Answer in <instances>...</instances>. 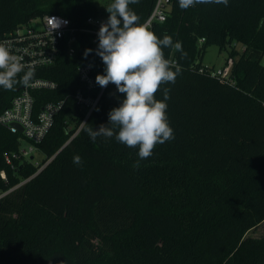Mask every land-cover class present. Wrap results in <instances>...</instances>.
Wrapping results in <instances>:
<instances>
[{"label": "trees", "instance_id": "trees-1", "mask_svg": "<svg viewBox=\"0 0 264 264\" xmlns=\"http://www.w3.org/2000/svg\"><path fill=\"white\" fill-rule=\"evenodd\" d=\"M158 1L130 7L145 24ZM163 9L166 20H154L149 29L182 42L187 53L181 58L163 49L182 67L176 82L164 86L171 89L167 115L175 138L157 145L138 169L137 148L114 138L93 143L85 128L107 125L109 111L123 99L110 83L70 140L84 118L73 98L86 91L78 67L93 64L94 78L104 69L95 54L98 40L79 31L74 57L63 51L54 65L33 74L57 83L33 92L36 111L66 99L37 145L41 164L54 157L49 164L35 176L36 155L7 165L4 156L17 151L21 134L0 125V172L7 178L0 175V195L13 189L0 198V264H264V237L248 236L264 222V0L187 10L166 0ZM51 14L78 28L89 17L109 15L96 0H0V35ZM214 45L228 53L234 84L202 64ZM86 49L93 51L85 56ZM21 85L0 88V114ZM101 89L96 83L92 95ZM156 98L163 99L162 91ZM76 155L80 166L73 164Z\"/></svg>", "mask_w": 264, "mask_h": 264}, {"label": "clouds", "instance_id": "clouds-1", "mask_svg": "<svg viewBox=\"0 0 264 264\" xmlns=\"http://www.w3.org/2000/svg\"><path fill=\"white\" fill-rule=\"evenodd\" d=\"M139 2L111 0L104 7L109 15L106 22L100 24L95 50L104 69L95 80L102 88L114 84L123 99L118 107L109 111L107 125L101 124L98 129L85 128L93 143L98 137L114 138L129 148H137L139 159L133 165L136 169L140 167V161L153 155L157 145L175 138L167 115L166 101L170 99L171 89L164 86L176 82L182 67L166 58L163 49L180 52L181 58L187 56L182 42H174L168 34L160 38L147 24L140 23V17L130 7ZM178 4L181 10H187L198 4L228 6L229 0H178ZM92 51L86 49L84 55ZM32 75L33 71L26 70L21 58L6 44L0 43V88L12 91L17 84L28 85ZM161 91L163 99H157L156 95ZM82 163L79 155L73 157V164L80 166Z\"/></svg>", "mask_w": 264, "mask_h": 264}, {"label": "built area", "instance_id": "built-area-1", "mask_svg": "<svg viewBox=\"0 0 264 264\" xmlns=\"http://www.w3.org/2000/svg\"><path fill=\"white\" fill-rule=\"evenodd\" d=\"M165 1H158L153 13L145 23L149 27H151L154 20H166L167 13L163 9ZM106 20L102 15L89 17L86 21V26L78 28L74 27L71 21L63 16L56 14L45 15L31 19L29 22L0 35V43L10 47L12 53L21 58L26 70L31 69L34 74L39 69L54 65L63 51L69 57H74L78 51L77 33L79 31L90 34L94 42H96L100 24L101 22H106ZM93 68L91 63L78 67V77L86 91L76 92L73 98L76 105L83 110L84 118L70 140L80 132L85 125L84 123L88 121L97 108L104 90L103 87L97 96L92 95L93 90L96 89ZM231 71L232 64L224 65L222 68L213 71L212 76H217L224 82L234 84ZM56 88L57 83L54 81L38 77L34 78L32 75L30 83L28 85L22 84L9 106L1 112L0 125L8 128L14 134H21V144L17 151L6 153L4 156L6 164L12 168L16 166L14 164L15 161L19 163L29 160L33 161L31 158H34L37 153V145L44 141L55 124L56 116L66 104V99L49 101L39 111H36V101L33 92L42 89L54 90ZM50 161L51 159L43 164L40 161H35L38 171L34 176L43 170ZM0 175L4 180H7L5 171H1ZM27 181L20 183L18 187ZM8 192L1 194L0 198Z\"/></svg>", "mask_w": 264, "mask_h": 264}, {"label": "rangeland", "instance_id": "rangeland-1", "mask_svg": "<svg viewBox=\"0 0 264 264\" xmlns=\"http://www.w3.org/2000/svg\"><path fill=\"white\" fill-rule=\"evenodd\" d=\"M97 5L103 9L109 3V0H96ZM241 49V47H239ZM228 53L226 51H221L218 46L214 45L207 48L205 54L202 58V64L207 67H214L215 70L222 68L225 65ZM198 59V61H200ZM44 157L40 154H36V161H43ZM248 236L254 238L264 237V223L259 225L257 228L252 230Z\"/></svg>", "mask_w": 264, "mask_h": 264}, {"label": "water", "instance_id": "water-1", "mask_svg": "<svg viewBox=\"0 0 264 264\" xmlns=\"http://www.w3.org/2000/svg\"><path fill=\"white\" fill-rule=\"evenodd\" d=\"M21 131H22V129H21ZM53 158H54V157H53ZM53 158H52V159H53ZM31 159H33V157H32ZM52 159H51V160H52Z\"/></svg>", "mask_w": 264, "mask_h": 264}, {"label": "crops", "instance_id": "crops-1", "mask_svg": "<svg viewBox=\"0 0 264 264\" xmlns=\"http://www.w3.org/2000/svg\"><path fill=\"white\" fill-rule=\"evenodd\" d=\"M263 223H264V222H263ZM263 223H262V224H263ZM262 224H260V225H262ZM253 230H254V229H253Z\"/></svg>", "mask_w": 264, "mask_h": 264}]
</instances>
